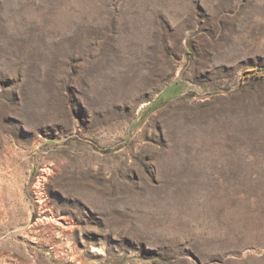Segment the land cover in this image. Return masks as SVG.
Returning <instances> with one entry per match:
<instances>
[{
	"label": "rangeland",
	"instance_id": "374dc122",
	"mask_svg": "<svg viewBox=\"0 0 264 264\" xmlns=\"http://www.w3.org/2000/svg\"><path fill=\"white\" fill-rule=\"evenodd\" d=\"M0 264H264V0H0Z\"/></svg>",
	"mask_w": 264,
	"mask_h": 264
}]
</instances>
